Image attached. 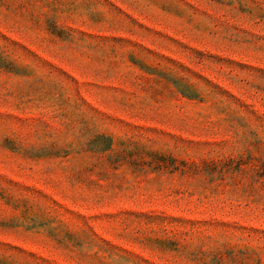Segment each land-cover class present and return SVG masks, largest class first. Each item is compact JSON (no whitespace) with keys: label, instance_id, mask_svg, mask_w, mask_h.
I'll use <instances>...</instances> for the list:
<instances>
[{"label":"rangeland","instance_id":"374dc122","mask_svg":"<svg viewBox=\"0 0 264 264\" xmlns=\"http://www.w3.org/2000/svg\"><path fill=\"white\" fill-rule=\"evenodd\" d=\"M0 264H264V0H0Z\"/></svg>","mask_w":264,"mask_h":264}]
</instances>
